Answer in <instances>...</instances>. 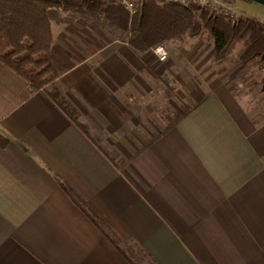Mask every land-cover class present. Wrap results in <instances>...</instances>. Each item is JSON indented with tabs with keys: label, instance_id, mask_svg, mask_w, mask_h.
Instances as JSON below:
<instances>
[{
	"label": "crops",
	"instance_id": "obj_1",
	"mask_svg": "<svg viewBox=\"0 0 264 264\" xmlns=\"http://www.w3.org/2000/svg\"><path fill=\"white\" fill-rule=\"evenodd\" d=\"M66 15L54 87L0 62V264H264V89L237 64L179 96L191 44L159 45L161 61L106 19Z\"/></svg>",
	"mask_w": 264,
	"mask_h": 264
},
{
	"label": "trees",
	"instance_id": "obj_2",
	"mask_svg": "<svg viewBox=\"0 0 264 264\" xmlns=\"http://www.w3.org/2000/svg\"><path fill=\"white\" fill-rule=\"evenodd\" d=\"M103 3L107 1L0 0V62L23 77L35 91L54 87L67 68L52 52L53 24L67 14L68 18L108 20L110 26L128 35L130 44L139 53L169 41L208 34L214 41L216 62L230 61L243 44L244 49L235 59L241 64L237 74L252 66L264 67V23L255 18L241 17L233 22L210 11L197 15L193 6L160 1L141 3L131 16L117 4L108 2L110 6L104 8ZM194 106L183 104L182 110L188 112ZM135 156L137 153L132 155ZM62 185L118 249L127 254L125 245L109 227L67 185ZM130 260L142 264L140 259Z\"/></svg>",
	"mask_w": 264,
	"mask_h": 264
},
{
	"label": "rangeland",
	"instance_id": "obj_3",
	"mask_svg": "<svg viewBox=\"0 0 264 264\" xmlns=\"http://www.w3.org/2000/svg\"><path fill=\"white\" fill-rule=\"evenodd\" d=\"M237 5H238V13L240 14L239 18H255L259 21H264V7L261 5H258L256 3H252L248 0H236ZM110 4H114L111 2ZM107 6H110L109 3H103V7L107 8ZM195 11L197 15H201L203 12L208 11V10H203L200 8L195 7ZM212 12V11H210ZM214 15L219 16V17H224L221 16L215 12H212ZM133 16L132 14H130ZM226 18V17H225ZM231 20V19H229ZM232 21V20H231ZM236 21V20H235ZM264 23V22H263ZM119 34L116 33V36ZM120 37H123L121 34ZM180 41V40H179ZM183 46L188 47V45H192L193 51L191 54L186 58V61H182L181 67L182 70L186 71L185 72V78L188 80L186 83H176V88H174V93H177V90L179 92V96H187L188 94L192 96L193 93H201L203 94L204 91L208 88V78H220L224 83L229 81V76L233 75L232 73L235 71L237 68L235 65L239 64L236 63L235 59L239 56L240 49H237L231 56L230 61L228 62H216L214 60V41L212 38L206 34L203 35L202 37H188L184 41H181ZM187 45V46H186ZM240 46V45H239ZM178 50L174 52V57L179 55ZM169 53V52H168ZM239 53V54H238ZM169 58V54H168ZM190 64V66H189ZM192 65V66H191ZM236 67V68H235ZM243 75L242 80H246V82H249L250 84L256 83V93L259 91H263L264 89V67L259 68V67H249L244 70H242L238 75ZM192 75V76H191ZM195 78V82L191 83L189 78ZM251 84V85H252ZM175 85V84H174ZM173 85V86H174ZM177 95V94H175ZM178 99H174V101L177 103L179 108L181 107V104H184V101H188L189 103L193 101V99L185 98L186 100H183L181 97ZM194 96V95H193ZM262 97V96H260ZM195 100V99H194ZM187 104V103H185Z\"/></svg>",
	"mask_w": 264,
	"mask_h": 264
},
{
	"label": "built area",
	"instance_id": "obj_4",
	"mask_svg": "<svg viewBox=\"0 0 264 264\" xmlns=\"http://www.w3.org/2000/svg\"><path fill=\"white\" fill-rule=\"evenodd\" d=\"M113 2L118 6L123 7L130 14H134L138 6L143 2L160 1L168 4H180L184 6H193L203 10L215 12L221 16L231 19L233 22L237 21L240 17L238 13V5L236 0H103ZM154 54L161 60L168 59V51L164 46H158L154 49Z\"/></svg>",
	"mask_w": 264,
	"mask_h": 264
},
{
	"label": "water",
	"instance_id": "obj_5",
	"mask_svg": "<svg viewBox=\"0 0 264 264\" xmlns=\"http://www.w3.org/2000/svg\"><path fill=\"white\" fill-rule=\"evenodd\" d=\"M248 1H250L252 3H256V4L264 7V0H248Z\"/></svg>",
	"mask_w": 264,
	"mask_h": 264
}]
</instances>
